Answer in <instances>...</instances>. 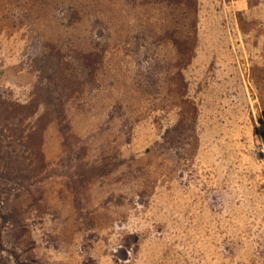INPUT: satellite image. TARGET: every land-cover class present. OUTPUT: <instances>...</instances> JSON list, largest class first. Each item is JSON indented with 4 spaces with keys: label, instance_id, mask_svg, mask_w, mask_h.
Instances as JSON below:
<instances>
[{
    "label": "rangeland",
    "instance_id": "obj_1",
    "mask_svg": "<svg viewBox=\"0 0 264 264\" xmlns=\"http://www.w3.org/2000/svg\"><path fill=\"white\" fill-rule=\"evenodd\" d=\"M0 264H264V0H0Z\"/></svg>",
    "mask_w": 264,
    "mask_h": 264
}]
</instances>
